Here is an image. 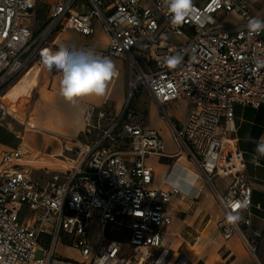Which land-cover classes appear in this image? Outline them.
<instances>
[{"label": "built area", "instance_id": "obj_1", "mask_svg": "<svg viewBox=\"0 0 264 264\" xmlns=\"http://www.w3.org/2000/svg\"><path fill=\"white\" fill-rule=\"evenodd\" d=\"M251 5L252 0H192L183 22L173 25L165 0H0V121L10 113L6 87L38 60L59 29L89 38L101 23L109 44L95 52L128 59L136 76L122 113L116 116L108 103L88 107L82 133L67 138L62 155L23 147L2 154L0 245L10 251L0 264H163L169 253L163 235L172 223L168 206L181 191L153 186L146 159L164 155L165 144L133 104L142 87L159 105L180 152L189 154L208 183L232 178L225 194L215 190L224 213L217 225L224 239L238 232L248 244L241 225L249 219L227 221L252 205L244 154L228 134L234 131L235 105H264V66L257 64L264 61V30L248 29L256 18ZM42 6L48 7L46 27L36 36L28 22ZM227 16L234 22L220 25ZM174 56L181 61L171 67L166 58ZM177 101L192 106L183 124L166 114ZM32 169L49 173V183H36ZM24 209L30 215L23 216ZM110 229L128 233L127 242ZM61 241L81 259L59 257ZM175 264L187 259L181 255Z\"/></svg>", "mask_w": 264, "mask_h": 264}, {"label": "crops", "instance_id": "obj_2", "mask_svg": "<svg viewBox=\"0 0 264 264\" xmlns=\"http://www.w3.org/2000/svg\"><path fill=\"white\" fill-rule=\"evenodd\" d=\"M261 1L252 0L251 8L256 18L264 17V13L255 8V4ZM61 44L105 51L109 38L101 23L96 22L91 37L84 38L75 32L59 29L51 35L43 49L55 50ZM108 58L114 62L118 74L111 82L106 98L85 99L76 106L67 103L58 94L60 73L55 69L49 71L41 63V56L13 79L6 87L10 113L0 122V162L3 153L19 147L40 155H62L70 143L67 138L82 133L88 107H101L108 103L115 115H120L128 98L129 83L134 72L129 65L128 76V71L123 68L128 59ZM144 92L147 101L142 104L139 97H134L136 103L133 104L144 113V125L158 131L165 144L164 155H150L146 159L153 171V186L169 189L179 185L181 191V196L174 197L168 206L172 223L163 235V249L169 251L163 264H175L181 255L185 256L187 264H264V154L257 151V145L264 143V105L258 108L235 105L234 131L228 134L244 154L245 173L252 187L251 207L237 214L240 222L249 219V225H241L247 244L238 232L230 239H224L217 225L224 218V213L215 190L225 194L232 184V178L216 177L212 184L208 183L189 154L180 152L168 121L161 117L159 105L151 93L146 88ZM191 110L192 106L186 101H177L166 108V114L169 119L183 124ZM29 124L34 125V128H30ZM31 175L42 187L51 178L49 173L40 169H32ZM94 225L97 227L93 223L92 228ZM110 232L127 242L128 233H120L115 229H110ZM61 247L68 251L74 250L63 245ZM160 251L154 252V255ZM78 255L81 259L79 252ZM58 256L75 260L62 254Z\"/></svg>", "mask_w": 264, "mask_h": 264}, {"label": "clouds", "instance_id": "obj_3", "mask_svg": "<svg viewBox=\"0 0 264 264\" xmlns=\"http://www.w3.org/2000/svg\"><path fill=\"white\" fill-rule=\"evenodd\" d=\"M165 3L173 25L182 23L192 7V0H165ZM247 27L250 32L258 33L264 30V21L252 18ZM40 56L41 63L49 71L55 69L60 73L58 94L73 106L85 99L106 98L109 86L118 74L114 62L97 54L92 48L78 49L61 44L55 50L43 49ZM180 61L179 56L166 58V63L171 67L178 65ZM257 64L264 66V61H257ZM257 151L264 154V143L257 145ZM173 187L179 189V185ZM239 220V215L227 216L229 223L235 224ZM9 251L7 245H0V261L3 260V254Z\"/></svg>", "mask_w": 264, "mask_h": 264}, {"label": "rangeland", "instance_id": "obj_4", "mask_svg": "<svg viewBox=\"0 0 264 264\" xmlns=\"http://www.w3.org/2000/svg\"><path fill=\"white\" fill-rule=\"evenodd\" d=\"M255 8L261 10L262 13H264V0H262L259 3L257 2L255 4ZM47 15H48V7L42 6L40 8V11L38 12V16L32 17V19L28 22V24L31 26V28L35 31V35L36 36L46 27L45 23H46ZM233 20L234 19H232L231 17L227 16V17H224L223 21L219 22V24L223 25V26L230 25V24H232L234 22ZM182 40H184V39H182ZM88 47H90V46H88ZM123 68H125L128 71L127 73H128V76H129L130 69H129V62L128 61L124 62ZM134 77L136 78L135 75H134ZM138 97L142 100V104H143V102L147 101V99H146L147 96H146V92H144V87L140 88L138 90V92L136 93L135 99H138ZM135 99H134V104L136 103ZM146 104H148V103H146ZM168 115H169V113H168ZM0 122H2V121H0ZM22 215L23 216H28V215H30V212H28L27 209H24L23 212H22ZM97 236H98V228L94 225L93 228H92V232H91V240L92 241H94V240L96 241V237ZM61 245H63L62 241H61L59 247L56 250L57 254H59V255L62 254L64 257L72 258V259H75V260L80 259L79 255H78V252L76 250L68 251V250H65V248L63 249L61 247ZM42 254L43 253L41 251H39L38 254H37V257L41 258Z\"/></svg>", "mask_w": 264, "mask_h": 264}, {"label": "snow or ice", "instance_id": "obj_5", "mask_svg": "<svg viewBox=\"0 0 264 264\" xmlns=\"http://www.w3.org/2000/svg\"><path fill=\"white\" fill-rule=\"evenodd\" d=\"M237 207H239V206L237 205Z\"/></svg>", "mask_w": 264, "mask_h": 264}]
</instances>
